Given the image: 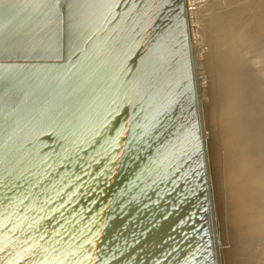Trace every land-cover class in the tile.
Wrapping results in <instances>:
<instances>
[{"label":"bare ground","instance_id":"obj_1","mask_svg":"<svg viewBox=\"0 0 264 264\" xmlns=\"http://www.w3.org/2000/svg\"><path fill=\"white\" fill-rule=\"evenodd\" d=\"M69 2L0 0V264H264V0Z\"/></svg>","mask_w":264,"mask_h":264},{"label":"rangeland","instance_id":"obj_2","mask_svg":"<svg viewBox=\"0 0 264 264\" xmlns=\"http://www.w3.org/2000/svg\"><path fill=\"white\" fill-rule=\"evenodd\" d=\"M197 1H199V0H197ZM56 2H57V0H39V4H40V6H39V8L41 9V10H44V11H47V5L46 6H44V4L43 3H48L51 7H53V6H55L56 5ZM38 4V3H37ZM41 4H43V5H41ZM73 5V3L72 4H70V6H72ZM43 6L46 8H43ZM74 7V6H73ZM71 8V10H70V22H69V24L68 25H70V27H71V29L73 28L74 29V27H75V24H73L72 22H71V20H73L74 18L73 17H71L72 16V14H74V8ZM49 12V11H48ZM73 25V26H72ZM62 27V26H61ZM62 29V28H61ZM49 30H51V29H49ZM49 32H51V31H49ZM71 39H72V37H70ZM63 40V39H62ZM75 41H77L76 39L74 40V42H73V44L75 45V47L76 48H79L81 45L77 42H75ZM64 50V49H63ZM78 52L80 51V50H77ZM64 52H66V53H64ZM62 51V46H61V54H60V57L57 59V60H54V61H52V63L54 62V64H56V65H58L59 64V66H62V67H70V65L71 64H76L75 63V61L73 62V63H70V59H69V57H68V52H67V49H66V51ZM64 58V59H63ZM67 58H68V60H67ZM63 59V60H62ZM60 61V62H59ZM63 61V62H62ZM73 61V60H72ZM51 62V61H50ZM61 63V64H60ZM65 63V64H64ZM66 65V66H65ZM191 84H192V86H193V82L191 81ZM262 120H264L263 118H261V121ZM260 121V122H261ZM259 122V121H258ZM197 129H198V134H199V136H201L200 135V130H199V126L197 125ZM263 139V140H262ZM262 139H261V141H264V137H263V134H262ZM200 140H201V137H200ZM217 164V166L218 167H221V165L217 162L216 163ZM203 168H202V170H201V172H202V174H203V172H204V165L202 166ZM242 192V191H241ZM240 192V196H241V194H243L244 196H245V193H247V192H245V190H243V192L241 193ZM246 195H249V193L248 194H246ZM250 196V195H249ZM210 212L208 213V218L210 219ZM207 220V223H206V227H210V228H208V230H207V232H208V238H209V245H210V250H211V252H212V257L214 258V257H216V249H215V245H214V242H213V240H212V237H213V231H211L212 230V226L210 225L211 223V221L210 220ZM264 220V219H263ZM261 221V222H263V225H262V223L259 225L260 226V230L261 231H259V229L257 228V229H255V231L257 232H255V231H253L252 233H250L249 231H248V234H250V235H248V236H251L250 238H248L247 236L246 237H243V235L245 234V233H243V231L240 229V231H239V233H241L242 235H240L239 233V235H237V237H239V238H237V240L236 239H234V246L232 247L234 250L233 251H235V252H237V254H241V256L244 254V255H248L247 253H249V254H251V253H253L254 254V252H255V250H256V253L255 254H257V256H261L262 254V256H264V248H262L261 246L263 245V247H264V221ZM210 229V230H209ZM260 232H261V234H260ZM211 235V236H210ZM260 235V236H259ZM261 235H263V237L261 236ZM242 236V238H240ZM254 236V237H253ZM256 236V237H255ZM244 238H246V240L244 239ZM252 238H253V242H251L252 241ZM260 238H261V240H260ZM238 239H241V240H238ZM255 239H256V241H255ZM210 240H211V242H210ZM251 240V241H250ZM239 241V242H238ZM262 241V242H261ZM243 243V246L242 247H244V248H242L241 247V245H242V243ZM245 242V243H244ZM239 243V245H237ZM251 243V244H250ZM252 243H253V245H252ZM256 243H260V244H258V246H256L257 244ZM246 244V245H245ZM255 244V245H254ZM247 245H249L250 246V248H249V246H247ZM252 245V246H251ZM260 245V246H259ZM214 246V247H213ZM253 246H255V247H258V249H256L255 248V250L253 251ZM238 247V248H237ZM247 247V248H246ZM263 250V253H259L260 251L262 252V250L260 249V248ZM238 250H237V249ZM245 248H246V250H245ZM236 249V250H235ZM244 249V251H242V250ZM248 249H251V250H249L248 251ZM240 250H241V252H240ZM258 250V251H257ZM260 250V251H259ZM246 251H248V252H246ZM243 252V253H242ZM244 252H246V253H244ZM215 253V254H214ZM254 254V255H255ZM256 256V257H257ZM246 257V259L249 257V256H245ZM243 259V258H242ZM242 259H240V260H242ZM213 262H214V264H217L218 262H217V258H214L213 259ZM245 262H246V260H245Z\"/></svg>","mask_w":264,"mask_h":264},{"label":"water","instance_id":"obj_3","mask_svg":"<svg viewBox=\"0 0 264 264\" xmlns=\"http://www.w3.org/2000/svg\"><path fill=\"white\" fill-rule=\"evenodd\" d=\"M43 4H44V6L47 5V7H46L47 8V11H49L50 14H51V16L53 17L52 18V23H54V22L57 21V23H61L62 28L63 27L65 28V27L68 26V24L70 22V10L74 6V4L72 6H70L69 0H57L56 5L53 6V7H51L48 3L47 4L46 3H43ZM43 4H41V5H43ZM44 6H43V8H45ZM60 15H62V18L60 17ZM42 24L39 23L38 27H41ZM36 27H34V29H39L38 27L37 28ZM61 40H62V37H61ZM31 60H33V59H31ZM34 60H38V59H34ZM55 60H57V59H55ZM50 61L52 62L54 60H49V62ZM22 65H24V64H22ZM55 65L56 64L52 63L50 66H55ZM203 175H204V178L207 179V173H206V168L205 167H204ZM205 185H206V193H207L208 200H209V188H208L207 180L205 181ZM209 212H210V208H209ZM209 217H210V221H211V224L210 225L212 226V231H213V222H212V218H211V212H210V216ZM213 237H214V235H213ZM213 237H212V240H213ZM213 242H214V240H213Z\"/></svg>","mask_w":264,"mask_h":264}]
</instances>
